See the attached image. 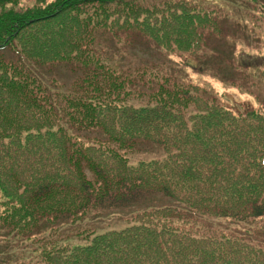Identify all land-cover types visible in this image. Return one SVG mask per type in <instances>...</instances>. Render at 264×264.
I'll list each match as a JSON object with an SVG mask.
<instances>
[{
	"label": "trees",
	"instance_id": "obj_1",
	"mask_svg": "<svg viewBox=\"0 0 264 264\" xmlns=\"http://www.w3.org/2000/svg\"><path fill=\"white\" fill-rule=\"evenodd\" d=\"M214 13L187 0H0V264H264V101L236 111L160 74L201 59L221 34ZM136 37L165 59L147 83L117 47ZM68 67L76 80L63 84ZM137 143L155 158L132 162ZM153 194L173 203L148 208ZM116 213L125 227L104 231ZM77 223L76 243H50Z\"/></svg>",
	"mask_w": 264,
	"mask_h": 264
},
{
	"label": "rangeland",
	"instance_id": "obj_2",
	"mask_svg": "<svg viewBox=\"0 0 264 264\" xmlns=\"http://www.w3.org/2000/svg\"><path fill=\"white\" fill-rule=\"evenodd\" d=\"M187 1L190 3H200L208 10L215 11L216 21H219L220 24L219 29H221V34L218 35L217 30V32L208 35L202 51L199 52L201 59L197 61L195 59L197 56H186L184 63L188 62V65L181 66V72L178 70L180 69L179 67L175 68L171 73L166 72V68L160 66V64L165 62V59L152 48H149L141 38L136 37L131 45H117L123 53L126 51L124 53L125 57L120 54L124 59L123 66L135 71V74L140 73L142 76L141 83L146 82L147 78L156 74L161 67V75L171 76V79L174 81L175 79L181 81L183 76L185 80L199 87L198 93L201 97L212 100L216 104L220 103L225 106H231L236 108V111L239 110L241 103L248 104L250 108H259L255 97H259L261 102L264 101V88L261 82L257 80L264 70H259V67H263L264 63H261L264 58V15L257 13L255 8L259 9L264 0ZM160 2L162 0H141L142 5L147 7ZM245 16L247 17L243 21ZM242 54L249 55L254 63H258L250 68H246L241 62ZM182 60V55L175 57V61L177 62ZM199 66L203 68L202 73L194 70L198 69ZM218 69L227 81L218 77ZM182 72H184L183 74L186 73L187 76L185 77ZM248 73H251V78ZM75 74L68 67L59 77L62 78L63 84H72L76 80ZM155 85L157 88V84ZM148 149H151L150 144L137 143L130 160L137 162L139 160L154 159L156 155ZM153 195L144 198L148 202L146 206L148 208L167 206L173 203L172 199L162 194ZM103 220H107L102 225L104 231L113 226L119 229L125 227L123 214L120 213H116L112 218L109 217L108 219L103 217ZM94 223L96 222L94 221ZM80 225L77 223L73 227H61L60 231L49 233L47 236H49L50 243H76L75 228ZM257 225L260 226L261 223L254 221L253 227ZM95 229H86V232H95ZM59 237L65 238L68 242H58L57 239ZM88 242L89 239L87 241L81 239L80 241L81 244H87Z\"/></svg>",
	"mask_w": 264,
	"mask_h": 264
}]
</instances>
